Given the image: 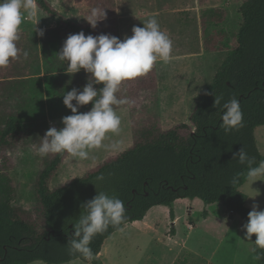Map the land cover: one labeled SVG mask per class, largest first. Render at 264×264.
<instances>
[{
    "label": "trees",
    "instance_id": "obj_1",
    "mask_svg": "<svg viewBox=\"0 0 264 264\" xmlns=\"http://www.w3.org/2000/svg\"><path fill=\"white\" fill-rule=\"evenodd\" d=\"M35 4L61 22L57 27L42 29L40 45L49 69L45 77L48 116L62 118L71 114L63 105V94L72 88H82L90 74L83 69L71 74L67 63L58 60L56 54L69 34L80 31L85 35L99 34L96 28L76 24L59 14L46 0H35ZM239 12L241 23L235 33V46L226 53L206 88L197 96L189 124L181 123L165 131L155 124L135 128L132 147L83 177L54 188L49 183L67 153L48 154L44 158L34 182L33 207L35 216L43 223L42 232L35 220H31L30 212L16 203L17 188L7 152L32 138L39 142L49 124L43 118L24 121L13 113L5 116L0 124V264L84 261L78 254L69 255L67 242L81 203L94 197L96 191L124 201L126 219L118 227L109 226L106 232L93 238L90 247L96 258L92 264H104L99 253L104 241L114 232L141 220L150 208L170 205L179 198L199 199L204 204L219 202L230 215L237 214L247 222L250 209L241 191L247 166L233 160L232 155L244 147L257 163L264 160L254 136L255 129L264 125V0H243ZM154 72L155 65L147 75L135 79L144 83L143 80L153 78ZM125 85L121 84L118 96H125ZM205 93L222 95L221 103L237 97L243 112V127L226 134L220 127L221 108L214 107V96ZM90 107L91 102L78 111L86 112ZM101 174L105 179L98 182L96 177ZM234 178L236 183L232 182ZM251 240L255 241V235ZM253 253L255 264H264V249L257 248Z\"/></svg>",
    "mask_w": 264,
    "mask_h": 264
},
{
    "label": "rangeland",
    "instance_id": "obj_2",
    "mask_svg": "<svg viewBox=\"0 0 264 264\" xmlns=\"http://www.w3.org/2000/svg\"><path fill=\"white\" fill-rule=\"evenodd\" d=\"M85 1L89 6L88 15L94 7L102 8L105 12V18L97 22L96 30L99 29V33L104 34L103 30L106 29L107 33L112 31L110 35L114 36L116 19L115 12L111 10L110 0ZM242 2L243 0H213L205 12L201 11L200 17L197 19L201 26L191 24L186 28L188 32L182 40L179 37L170 36L173 41L172 49L176 47L171 53L183 54V56H171L168 62L158 59L154 63L153 78L149 77L143 80L144 83L137 79L129 83L128 81L122 82L126 83L125 96L132 103L115 108L121 118L120 131L116 134H106L103 141L104 145L116 143L118 147L115 150L105 147L92 149L89 151L87 159L74 158L67 154L57 173L51 179L49 187L54 188L73 178L83 177L104 162L114 158L118 153L132 147L135 128L155 124L165 131L181 123L189 124V115L195 107L197 96L206 88L226 53L235 46V33L241 23L239 8ZM36 12L34 20H24L20 25V39L16 42L20 53L17 59L10 58L9 65L6 67V75H4L17 76L20 79L8 82L10 86H14V96L10 101L12 109L10 104L7 105L8 108L16 110L24 118L33 120L42 118L47 99L44 90L47 67L43 64L42 50L36 41V31L52 27L49 22L44 21V19H50L49 16L39 10ZM68 16L76 21L79 19L77 11H71ZM36 20L38 21L35 25ZM57 23L61 25L59 20ZM122 28L127 30L125 26ZM199 28L202 33L200 40L194 38V33L198 34ZM24 51L28 52L26 58L23 55ZM190 53L194 54L189 55ZM5 116L6 113L4 118ZM60 121L61 117L56 122L49 120V127L61 128L63 125ZM255 133L264 152V125L258 126ZM31 140L17 145L7 153L10 165H12L11 175L17 188L16 203L30 212L31 220H35L39 231L42 232L44 230L43 223L33 211L34 182L42 169V162L47 156L39 157L33 148V145L39 144V142L33 138ZM244 187L243 190L246 192L255 190L254 185L250 186L248 182ZM194 201L195 204L189 203L187 206L191 205L193 208V220L203 214L206 206L199 199ZM176 209L180 216L176 227V237H172L170 233L174 227L171 221L169 219L166 221L162 215L157 217L158 224L155 227L157 231L153 233L143 231V223L127 224L104 241L101 258L103 263L170 264L176 252L183 250L182 247L185 245V237L188 233L185 218H189L188 211L190 209L186 208L185 202L177 203ZM216 209V206L210 208L211 218L204 228H208L209 224L216 221L212 215ZM228 219L231 220L232 217H228ZM223 223L217 231L210 230L202 237L192 235L188 239L187 246L203 256L212 257L214 264H232L226 246L233 240L232 234L235 231L245 235L244 230L238 228L243 225V222L237 217L232 222L226 220ZM245 260L243 264H255L253 252ZM31 264L46 263L35 261ZM63 264L85 263L76 260ZM176 264H199V262L187 253H182Z\"/></svg>",
    "mask_w": 264,
    "mask_h": 264
},
{
    "label": "clouds",
    "instance_id": "obj_3",
    "mask_svg": "<svg viewBox=\"0 0 264 264\" xmlns=\"http://www.w3.org/2000/svg\"><path fill=\"white\" fill-rule=\"evenodd\" d=\"M36 15L35 0H0V68L7 67L10 58H18L20 49L16 42L20 39V25L24 20H34ZM104 18V10L94 7L87 21L95 28L97 22ZM131 32V36L124 35L122 39L110 34L85 35L83 31L67 36L56 54L58 60L67 63L71 74L83 69L90 75L82 88H72L63 94V105L71 114L61 118V128L49 127L39 137V144L33 145L39 157L67 153L74 158L87 159L92 149L105 147L115 150L118 147L116 143L104 145L103 141L106 134L120 131L121 118L114 106L132 103L127 96L117 95L121 92L122 82L147 75L158 59L168 62L173 48V41L161 30L155 17L146 19L142 27L133 26ZM36 34L43 36L44 31L37 30ZM23 55L26 58L28 52L24 51ZM97 84L102 87L95 88ZM223 99L222 95H215L213 106L221 108L220 127L227 134L243 127V112L237 97L221 103ZM90 102L88 111H78ZM232 159L247 166L245 179L250 186L264 177V160L257 163L244 147L234 152ZM104 179L103 174L96 177L98 182ZM232 182L237 181L234 178ZM80 209L78 218L72 223L68 253L72 256L78 254L87 264H92L96 258L90 247L93 238L106 232L109 226L116 228L121 225L126 219V207L118 197L96 191L94 197L81 203ZM242 229L246 240L251 241L255 235L253 252L257 248L264 249V209L258 210V205L253 204Z\"/></svg>",
    "mask_w": 264,
    "mask_h": 264
},
{
    "label": "crops",
    "instance_id": "obj_4",
    "mask_svg": "<svg viewBox=\"0 0 264 264\" xmlns=\"http://www.w3.org/2000/svg\"><path fill=\"white\" fill-rule=\"evenodd\" d=\"M46 1L54 10H56L59 14L63 15L64 17L68 18L70 21L82 26L90 25L87 21L89 6L85 0H46ZM212 2L213 0H203V3H199L198 0H110V4L112 7L111 10L115 12V19H116L115 21L116 33L114 32V36L121 39L124 37V35L131 36L132 34L131 29L133 28V26L142 27L143 22L146 19H148L149 17H155L158 20L162 31L166 32V34H168L169 36L176 38L179 37L182 40L183 38H185V35L188 32L186 28L189 27L191 24H194L195 26H199V25L201 26V23H199L197 19L200 17L201 11L205 12V10H207L206 8H208V6L212 4ZM36 10L41 11L37 6H36ZM71 11H77L79 17L77 21L73 20V18H70L68 16V14ZM44 14L47 15L46 13ZM58 20H59L58 18H52V17H50V19H44V21L49 22L52 25V27L59 26V23H57ZM122 26L127 27L126 28L127 30L123 29ZM97 33L99 35L102 34L99 33V29L97 30ZM103 33L111 34L112 31H109V33H107V30L104 29ZM201 36H202L201 28H199L198 34L194 33V38L197 39L199 38L200 40ZM36 41L38 42L37 43L38 46L41 48L40 36L37 34H36ZM174 49H176V47ZM174 49H172L173 52ZM193 54L194 53H190L189 55H193ZM171 56L181 57L183 56V54L176 55L174 53H171L170 57ZM42 60H43V51H42ZM43 64L47 67V74H48L49 73L48 66L45 64L44 61ZM5 73H6V67L0 68V124L3 121L5 113L6 115L9 113L16 114L24 121L33 120V119L24 118L16 110L13 111L8 108L7 105L10 104L11 107V103H10L11 97L14 96L13 94L14 86H10L8 82L16 81L20 79L17 76H4L6 75ZM44 83H45V79H44ZM44 90H45V84H44ZM46 105H47V100L44 106L42 118L47 120L48 124H49V120H52V122H56L58 118L57 119L49 118ZM255 134L256 133H254V136ZM255 141L258 150L262 155H264L263 149L260 147L256 136H255ZM260 179L264 180V177ZM261 180H257L253 183L255 190H253L252 192H246L243 190L245 188L244 186L248 182L247 180L241 186L242 191L246 195L245 204L250 210L253 204L258 205V210L264 209V181ZM189 200L190 199L187 198H179L176 199L174 202H172L170 205L154 206L146 212L145 216L141 220L134 221L131 223H143L144 225L143 231L153 233L157 231L155 228L156 225L158 224L157 217L159 215H162L166 221L168 219L169 221H171L174 227L170 230V233L172 237H176L177 236L176 227L180 218V216L177 214L176 205L179 202H185L186 208L190 209V211H188L189 218H185L188 228V233L187 236L185 237V245H183L182 247L183 250L181 251L179 250L176 252L170 264H176L177 260L180 259V257L182 256V253H187V255H190L193 259H196L199 262V264H214L212 257L203 256L193 248L187 246L188 239L192 237V235L196 237L197 236L202 237L203 234H208L210 230L217 231L224 224L223 222H226V220L228 222H232V220H235V218L237 217L240 218V216L237 214L230 215V213L225 209V207H223L221 203L217 202L212 204H206L204 210L205 214L203 212L201 216H197V218L193 220L192 219L193 208L191 205L189 207L187 206L189 205V203L193 204L195 202L194 201L195 199L191 201ZM213 206H216L217 208L215 212H213L212 214L216 218V221H213L211 224H209L208 228H204V225L208 223L211 218L212 212L210 208H212ZM228 217H232V219L230 220L228 219ZM238 228L239 230H242V225H240ZM232 235H233V240L231 241V243L227 244L226 251L230 254L229 257L232 264H243V262L246 261L245 259H247V256L251 252H253L252 251L253 241L246 240L245 235L237 231H235ZM99 257L102 258V249L100 250ZM82 262L87 264V261H82Z\"/></svg>",
    "mask_w": 264,
    "mask_h": 264
}]
</instances>
